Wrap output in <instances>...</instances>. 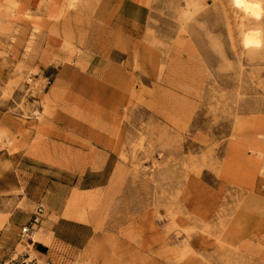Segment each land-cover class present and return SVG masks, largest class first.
Masks as SVG:
<instances>
[{"label":"rangeland","instance_id":"rangeland-1","mask_svg":"<svg viewBox=\"0 0 264 264\" xmlns=\"http://www.w3.org/2000/svg\"><path fill=\"white\" fill-rule=\"evenodd\" d=\"M0 264H264V0H0Z\"/></svg>","mask_w":264,"mask_h":264},{"label":"built area","instance_id":"built-area-1","mask_svg":"<svg viewBox=\"0 0 264 264\" xmlns=\"http://www.w3.org/2000/svg\"><path fill=\"white\" fill-rule=\"evenodd\" d=\"M42 213H43V206L39 204L33 211L28 223L21 225L20 229H21V234L23 236H27L28 238L31 239V235H30L31 230L34 229V227H36L37 224L40 222Z\"/></svg>","mask_w":264,"mask_h":264},{"label":"crops","instance_id":"crops-1","mask_svg":"<svg viewBox=\"0 0 264 264\" xmlns=\"http://www.w3.org/2000/svg\"><path fill=\"white\" fill-rule=\"evenodd\" d=\"M133 6L139 7V5H135V4L133 5L132 3H130L129 7H133ZM132 18H133V21H135L136 23L140 22L138 17L132 16ZM23 224H21V225H23ZM31 244H32V251L36 256L46 255L49 253V249H48L47 245L45 243H43L42 241H33Z\"/></svg>","mask_w":264,"mask_h":264},{"label":"bare ground","instance_id":"bare-ground-1","mask_svg":"<svg viewBox=\"0 0 264 264\" xmlns=\"http://www.w3.org/2000/svg\"><path fill=\"white\" fill-rule=\"evenodd\" d=\"M244 6H245L246 9H249V10H252V11H254L255 8H257L256 5H254V4L252 5L251 2H248V1H245L244 2ZM252 36L254 37V35H247V36H245V38H244L245 44L251 45L253 43H257V41Z\"/></svg>","mask_w":264,"mask_h":264}]
</instances>
